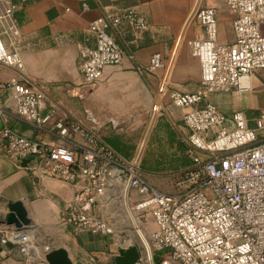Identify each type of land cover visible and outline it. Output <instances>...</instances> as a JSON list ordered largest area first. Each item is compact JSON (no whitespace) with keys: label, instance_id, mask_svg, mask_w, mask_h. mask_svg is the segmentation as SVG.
<instances>
[{"label":"built area","instance_id":"2783aa9c","mask_svg":"<svg viewBox=\"0 0 264 264\" xmlns=\"http://www.w3.org/2000/svg\"><path fill=\"white\" fill-rule=\"evenodd\" d=\"M83 1V10L88 11V0ZM226 5L235 14L233 41L228 44L218 42L216 7L205 5L194 13L201 30L188 46L200 65L199 88L193 93L169 92L165 74L161 80L159 95L168 96L174 108L188 110L183 121L190 132L186 143L191 166L177 180L175 194L156 189L144 177L140 156H122L105 141L99 127L56 117L54 110L42 114L48 94L41 87L19 78L3 85L13 92L17 117L47 129L55 140L72 144L69 149L32 141L7 127L0 130L5 155L30 160L28 168L40 178L77 187L63 215L64 225L76 232L114 235L116 225L99 210L110 192L108 202L126 201L140 224H145L143 213L152 215L156 230L149 239L154 255L167 252L171 261L180 264H264V110L251 125L243 112L228 117L211 103L199 106L214 94L248 93L255 81L264 88V0H226ZM16 10L14 0H0V64L21 72L19 54L6 46V40L13 46L22 40ZM124 23L139 34L149 30L146 18L133 7L115 15L102 14L89 24L95 45L86 42L80 48L82 84L73 96L84 98L98 87L106 68L123 64L126 54L111 32L118 33ZM168 68L162 55L155 54L148 68L139 72H167ZM153 112L159 114L161 106L155 105ZM118 188L121 192L113 194ZM29 233L7 230L1 243L35 261L39 250ZM143 253L140 264L146 261Z\"/></svg>","mask_w":264,"mask_h":264},{"label":"crops","instance_id":"0c3cea01","mask_svg":"<svg viewBox=\"0 0 264 264\" xmlns=\"http://www.w3.org/2000/svg\"><path fill=\"white\" fill-rule=\"evenodd\" d=\"M83 2L14 0L17 6L15 18L22 40L17 46L6 40V46L9 52L19 54L23 68L18 72L0 64V110L4 114L0 120L4 123L3 128L7 127L32 141L44 140L72 149V144L53 139L47 129H40L14 114L13 92L3 85L19 78L36 84L48 94L42 114L54 110L56 117L68 116L87 128L99 127L105 141L125 158L140 156L141 163L140 154L152 139L151 155L164 151V160H157L163 163L162 166L189 168L191 160L186 141L190 132L183 121L188 110L174 108L168 96L159 95L164 72L141 74L139 69L148 68L155 54H161L163 58L172 55L168 91L195 92L200 86L199 62L189 51L181 50L182 42L179 43V40L183 41L185 35L193 39L200 27L188 30L191 16L185 18L186 8L192 5L191 2H204V6L217 8L219 44L233 41L235 14L228 9L226 0H88V11L83 10ZM127 7L145 15L149 30L139 34L124 23L118 33L111 32L126 54L123 64L106 68L98 87L87 92L84 98L71 95L70 88L82 82L80 48L86 42L92 47L95 45L88 32L89 24L102 14H119ZM172 40H176L174 45ZM177 55L175 62L176 57L175 60L173 58ZM254 87L256 90L250 94L232 91L211 95L199 106L211 103L228 117L243 112L253 125L255 118L264 110V88L259 81L254 82ZM157 103L161 112L156 115L157 121L152 129L149 128L141 145L131 135L139 131L143 123H135L131 130L118 128L123 120L156 117L153 108ZM73 139L84 143L80 137L74 136ZM5 143L0 138V264H48L42 257L49 250L59 248L67 250L75 264H113L116 254L109 237L92 235L87 231L76 232L62 223L67 204L77 187L54 178H40L38 173L24 166V160L5 155ZM166 143L170 144V150L159 147ZM185 157L189 160L180 163L182 158L187 159ZM162 175L170 173L144 172V177L155 188L167 192L169 186L162 181ZM17 201L23 202L32 221L29 227L23 229L42 238H53L56 231L61 235L57 245L39 247V259L35 261H28L16 248L1 243L2 234L15 228L6 225V217L10 212L9 203ZM115 244L117 247L124 246ZM165 256L166 253L157 255L155 264L165 263ZM168 264L180 263L171 261Z\"/></svg>","mask_w":264,"mask_h":264},{"label":"rangeland","instance_id":"374dc122","mask_svg":"<svg viewBox=\"0 0 264 264\" xmlns=\"http://www.w3.org/2000/svg\"><path fill=\"white\" fill-rule=\"evenodd\" d=\"M191 3H192V5L186 8L187 11H186V16H185V18H187L188 16L189 17L191 16V18L189 20V24L187 25L188 30L197 29L199 27L194 13L197 10V8L204 6V2H200L199 4H198V2H191ZM138 13H140V12H138ZM143 16H145V15H143ZM187 27H186V29H187ZM200 30L201 29L198 28V31L196 32V34ZM262 31L264 34V27H263ZM175 41L176 40H172V45L175 44ZM188 41H190V39H188V37L185 35L183 38V41H182V39H180L179 43L182 42V44H181V50L182 51L186 50V51H189V53L191 54L190 48L188 46ZM175 57H176V60H175ZM177 58H178V55L174 56L173 60H175V62H176ZM164 59H165L167 65L169 67L167 72H164V74L166 75V77L169 80L170 76L172 74V68H173V66L170 67V65H169L170 63H172V55H169L167 58H164ZM199 67H200V65H199ZM81 84H82V82H81ZM81 84L72 86L69 90L70 94L72 95L74 89H78L81 86ZM255 90H256V88L254 87V89L252 91L245 93V94H250V93L254 92ZM161 98L162 97L160 96L159 99H161ZM156 105H159V104L157 103ZM157 118H158V116L153 117V118H147L145 120H140V119L123 120L121 122V126L118 128H121L124 130H125V128H127V129L131 130L135 123H138V122L143 123L142 127L139 128V131H137L136 133L131 135L132 138L137 139V141L141 145L143 142L142 140L145 138L149 128L151 126L153 127L154 123H156V121H157ZM152 127H151V129H152ZM149 134H150V132H149ZM151 145H152V139L149 141L146 150L142 151L140 154L142 156L141 157V159H142L141 160L142 171L143 172L156 171L157 173H163V172L170 173V175H167V176L162 175V181L168 183V186H169V190L167 192H164V193L175 194L178 191V188L176 187V182L181 177L183 172L186 170L185 169L186 167H181V168L176 167L175 168L172 166H162L163 163H159L157 160H160V159L164 160L163 159L164 157L162 158V156L164 155V151H160V153H155V154L152 153V155H151ZM168 145H170V144L169 143L160 144L159 147L163 148V149L168 147V149L170 150L171 148ZM168 155L170 156L171 154H168ZM185 158H187V157H185ZM185 160H189V159L188 158L187 159L182 158L179 161H180V163L184 164L186 162ZM161 162H163V161H161ZM179 169H181V170L179 171ZM176 171H179V172H176ZM154 178H161V177L154 176ZM159 191H161V190H159ZM161 192H163V191H161ZM112 193L116 195V194H119L120 191L114 190ZM109 196H110V192L108 194V197ZM108 197H105L103 199V201H102L103 204L101 205L99 210H100L101 215H103L108 220L111 219L113 224L116 225L115 234L109 237V241L114 248L115 254H119V248L116 246L115 242L116 243L118 242V243L123 244V245L131 243V242H135L134 246H137L139 248L141 254L143 253V248L139 245H143L146 247V249H148L147 262L145 261V263H144V264H148V260H151V250H150L151 244L149 241V237L151 235L152 230H154V231L156 230V226L154 224V220L152 218V215L148 212L143 213V217L145 219L146 225L140 224L139 229L135 230L136 232H134V230H132L127 225L126 226L119 225L118 220H116V215L113 214V209H117L122 205L121 200H112L113 203H117V205L113 204V206H112V204H109V202H108V199H107ZM132 212L137 217L138 214L136 212H134L133 210H132ZM130 233H133V234H130ZM29 234L31 235L34 243L36 244V246L38 248L41 246H53L56 244V242H58V239L61 237V235L59 234V231H56L53 233L55 236L53 238H42L41 236H39L35 232H30ZM137 243H139V245ZM165 253L167 254V252H162L161 254H165ZM156 256L157 255H155V257ZM169 256L170 255L167 254V256L164 257V258H166L165 263H162V264H168L169 262H171V259L169 258ZM164 258H163V260H164Z\"/></svg>","mask_w":264,"mask_h":264},{"label":"water","instance_id":"95a60500","mask_svg":"<svg viewBox=\"0 0 264 264\" xmlns=\"http://www.w3.org/2000/svg\"><path fill=\"white\" fill-rule=\"evenodd\" d=\"M199 4V2H198ZM4 123L0 120V130L3 129ZM30 160H24V166L28 165ZM9 215L6 217V225L23 229L29 227L32 223L28 217L27 210L22 201L11 202L8 205ZM140 250L137 246L129 248H119V254L113 257V264H140ZM45 261L48 264H75L67 250L59 248L52 250L45 255ZM89 264V263H88Z\"/></svg>","mask_w":264,"mask_h":264},{"label":"bare ground","instance_id":"6f19581e","mask_svg":"<svg viewBox=\"0 0 264 264\" xmlns=\"http://www.w3.org/2000/svg\"><path fill=\"white\" fill-rule=\"evenodd\" d=\"M244 83L247 84L246 81H244ZM116 190H119L121 192V190L119 188L118 189H115V191ZM106 197H108V195ZM109 204H112V206H113V204L114 205H117V203H113V202H111V203L109 202ZM121 204L122 205L119 208L113 209V214L116 215V220H118V224L121 225V226H126L127 225L132 230H134V232H136L135 230L139 229V226H140V223L138 221V218L132 212L131 206L128 205V203L126 201H121ZM143 225H146V224H143ZM152 232H154V230H152ZM152 232H151V234H152ZM130 234H133V233H130ZM149 241H150V239H149ZM134 245H135V242H131V243L125 244L124 246H120L118 248H129V247H132ZM140 246H142L144 248L143 257L146 259V262H147L148 249H146V247L143 246V245H140ZM150 250H151V260H148V264H155V255H154V252L152 251V248Z\"/></svg>","mask_w":264,"mask_h":264}]
</instances>
